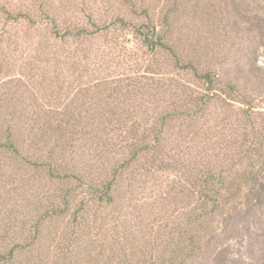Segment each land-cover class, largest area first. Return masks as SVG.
Here are the masks:
<instances>
[{
	"label": "rangeland",
	"instance_id": "374dc122",
	"mask_svg": "<svg viewBox=\"0 0 264 264\" xmlns=\"http://www.w3.org/2000/svg\"><path fill=\"white\" fill-rule=\"evenodd\" d=\"M1 6L32 18L10 22L0 12V143L20 141L23 155L0 148V253L16 241L26 246L41 228L34 247H17L0 264H264V205L249 206L245 176L264 161V0ZM150 20L171 51L145 46L136 28ZM81 29V40L55 35ZM175 55L222 84L208 92ZM158 129L157 160L144 155L134 180L131 172L120 180V208L89 210L77 223L42 218L65 189L48 164L92 184L136 147L135 137L154 138ZM33 155L43 167L26 163ZM203 169L232 185L224 212L210 221L212 243L194 252L170 247L180 234L188 244L191 174ZM90 197L81 194L75 207Z\"/></svg>",
	"mask_w": 264,
	"mask_h": 264
},
{
	"label": "trees",
	"instance_id": "16d2710c",
	"mask_svg": "<svg viewBox=\"0 0 264 264\" xmlns=\"http://www.w3.org/2000/svg\"><path fill=\"white\" fill-rule=\"evenodd\" d=\"M0 12L1 14L6 15V19L10 22H18L20 21V18H32L25 12L13 13L5 6L0 7ZM46 16L49 17L48 15ZM50 22L53 23V21ZM150 22L151 26L145 25L142 28H136L137 34L143 39L145 46L153 51H157L158 48L164 51H171L172 47L167 44L166 37L164 38L163 36L164 34L160 33V27L153 21L150 20ZM54 27L56 28V24H54ZM143 29L146 31H143ZM87 34V31L82 29L78 30V32L67 31L63 35H60L58 31H55V35L62 36V41H67L68 39L81 40L82 38L87 37ZM175 58L178 66L195 72V76L207 86L208 92H213L212 90L220 86L219 83L222 84L220 80L213 78L212 73L207 72L205 74H199L191 61L182 65L180 57L175 55ZM204 100H210V98L206 97ZM164 119L166 118H161V124ZM161 135L162 131L161 129H158L157 133L154 134V138L151 136L141 139L135 137L137 144L136 147L132 149L122 161L111 166L110 169H106L101 177L102 179H98V181L92 179V184L86 183V181H83L82 176H77L74 173L71 175H68L67 173L60 175L61 172L54 167V164H48L50 172L54 175L53 179L65 186V189H62L60 195L57 197L60 204L56 207H52L51 210L45 211L42 218L60 219L66 216H71L74 223H77L80 220H85V216H87L89 210L104 212L110 208H120V201L117 199L116 190L120 180H123L125 174L129 172H131L130 174L134 180L137 173V169L135 170L134 167L137 166V163L144 157V155L150 154L152 160L156 162L158 153L155 154L156 152L154 149L158 150ZM0 148L13 152V155L17 157L23 156L22 150L20 149V141L13 140L10 136H7L4 143H0ZM33 156L35 157H30L28 160H25L26 163H31V165L36 167H43L44 162L41 157L39 155ZM168 166V164L164 166L161 164L160 169L166 170ZM194 174H191L194 176L191 194L196 200L190 218L193 226L191 235L188 239V244L183 242L181 234L178 236L177 240H167L168 243L171 244L170 247H174V245L176 247H194L193 252L196 250V247H210V244L212 243V233L209 230L210 221L215 215L224 212L222 202L225 200V193L232 188V185H230V188L225 184L222 178L223 175H220L217 179V176L211 170H195ZM245 176L251 178L252 183V186L249 188V193L251 195L250 201H248L250 202L249 206H263L264 161L258 169L253 167V169L246 173ZM87 191L90 193L91 197L87 200H80L79 207H75V200ZM233 195L235 196V194ZM34 227L36 235L32 236L30 243L26 246H22V243H19V241L14 242V246H12L13 248L0 253L1 263H6L16 258L18 253L22 252V249H18L17 247H34L36 245V242L39 239L41 225L36 223Z\"/></svg>",
	"mask_w": 264,
	"mask_h": 264
}]
</instances>
